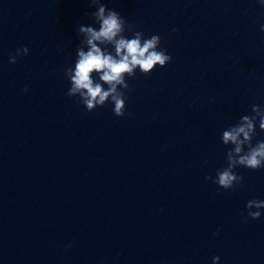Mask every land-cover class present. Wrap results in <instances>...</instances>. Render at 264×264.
Returning a JSON list of instances; mask_svg holds the SVG:
<instances>
[{
    "label": "water",
    "instance_id": "water-1",
    "mask_svg": "<svg viewBox=\"0 0 264 264\" xmlns=\"http://www.w3.org/2000/svg\"><path fill=\"white\" fill-rule=\"evenodd\" d=\"M100 2L171 57L125 77L122 117L66 95L91 0H0V264H264V209L245 208L264 168L205 179L227 167L222 132L264 108L261 0Z\"/></svg>",
    "mask_w": 264,
    "mask_h": 264
},
{
    "label": "clouds",
    "instance_id": "clouds-1",
    "mask_svg": "<svg viewBox=\"0 0 264 264\" xmlns=\"http://www.w3.org/2000/svg\"><path fill=\"white\" fill-rule=\"evenodd\" d=\"M261 3L264 5V0ZM91 4L96 6V10L90 15L99 27L98 30L90 25H80L78 28L77 36L83 37L80 44H86L87 50L78 46L74 67L65 69L71 85L66 95L78 96L79 102L89 112L111 102L114 115L122 117L127 99L124 90L129 88L125 77H134L137 69L147 75L156 66L165 67L171 57L165 49L160 48V36L152 35L145 39L142 32L134 31L129 39L124 32L130 30L131 25L117 11L108 9L100 0H91ZM261 31L264 32V25ZM107 46L114 51L109 52ZM21 53L27 55V47L17 49L16 55L9 57V63H16V57ZM93 73L98 76V81L94 80ZM104 85H107L106 89ZM251 113L242 116L235 125L222 132L221 142L233 145L226 153L227 167L217 170L214 180L210 175L205 176L206 180H212L224 190H233L234 186L241 185L242 177L234 171L237 167L253 171L264 168V141H257L254 146L252 144L257 122L259 129L264 131V108L253 104ZM245 208L248 210L247 217L258 219L260 209H264V200H249ZM218 260L219 257H213V264Z\"/></svg>",
    "mask_w": 264,
    "mask_h": 264
}]
</instances>
